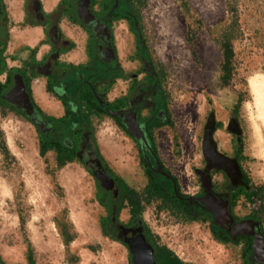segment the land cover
Here are the masks:
<instances>
[{
	"label": "rangeland",
	"instance_id": "1",
	"mask_svg": "<svg viewBox=\"0 0 264 264\" xmlns=\"http://www.w3.org/2000/svg\"><path fill=\"white\" fill-rule=\"evenodd\" d=\"M44 1L55 6L58 0ZM136 1L139 26L160 70L169 109V121L153 133L154 143L181 194L195 197L207 191L201 171L210 175L212 190L228 196L234 192L229 175L210 168L204 155L206 127L212 117L218 151L237 160L248 179L264 186L260 110L264 99V0ZM6 2L13 34L29 29L22 22L24 0ZM14 9L19 16H14ZM62 25L66 36L73 28L79 31L66 21ZM173 26L179 30V39L170 49ZM115 31L122 61L128 70H135L139 65L134 62L133 37L127 34L124 22ZM225 46L233 51L229 82L223 80ZM116 90L117 86L112 97ZM93 123L108 166L130 187L143 192L147 178L136 142L108 116L94 118ZM55 157L52 151L40 153L38 131L31 121L0 108V257L4 263L129 264L127 249L102 226L106 212L99 203L95 177L79 160L60 167ZM233 204L237 218L252 214L245 197ZM144 207L143 216L153 235L185 263L244 264L246 242L218 240L211 217L192 220L178 210L162 207L160 200ZM128 212L125 207L121 218L126 219ZM5 251L10 257L4 256ZM15 251L22 253V259Z\"/></svg>",
	"mask_w": 264,
	"mask_h": 264
},
{
	"label": "flooded vegetation",
	"instance_id": "2",
	"mask_svg": "<svg viewBox=\"0 0 264 264\" xmlns=\"http://www.w3.org/2000/svg\"><path fill=\"white\" fill-rule=\"evenodd\" d=\"M23 8L22 22L29 29L13 34L7 2L0 0V103L34 124L40 144L52 146L50 151L56 155V161L58 150L63 148L70 153L66 155L67 163L79 160L91 171L99 187V203L106 212L102 226L127 249L129 264H179L175 255L180 257L153 235L143 212H136L135 206L130 205L126 186L134 188L108 166L101 154L93 123L94 118L108 116L132 137L140 150L147 178L145 188L152 183V178L159 182L163 177L176 193V179L163 167L154 143L153 133L159 125L169 121V109L160 70L139 26L137 1L58 0L49 11L43 0H24ZM64 21L72 27L76 25L79 31L73 28L66 36ZM121 22L125 23L127 34L135 43L137 57L134 62L139 65L135 70H128L122 61L115 31ZM35 29L40 30V35L32 39L27 30ZM18 34L20 42L15 40ZM39 82L44 86L47 99L55 103V110H47L37 101L35 86ZM17 86L21 90L14 98L19 103L9 99ZM115 86L117 94L112 97ZM25 94L32 109L23 102ZM135 120L139 124L137 131L142 134L140 140L130 132V125ZM98 175L108 178L109 188L103 186ZM207 192L195 197H202ZM212 192L219 199L229 201L236 223L258 221L264 237L263 223L259 219L251 215L237 218L232 211L231 196L215 189ZM188 198L178 197L181 201ZM189 203L204 209L195 201ZM125 207L129 212L123 219L121 214ZM216 225L233 242L245 238L244 264H263L255 255L254 236L233 240Z\"/></svg>",
	"mask_w": 264,
	"mask_h": 264
},
{
	"label": "trees",
	"instance_id": "3",
	"mask_svg": "<svg viewBox=\"0 0 264 264\" xmlns=\"http://www.w3.org/2000/svg\"><path fill=\"white\" fill-rule=\"evenodd\" d=\"M224 53H225V62L223 65V80L225 82H229V79L231 78L232 73V55L233 51L231 47L225 46L224 47ZM228 84V83H226ZM242 103V99L240 98L238 101V105ZM0 108L5 109V105L3 106L0 103ZM52 149V146H48L45 143L40 144V153L42 155H45L47 152H50ZM58 159H57V165L60 167H63L67 164L65 161L66 155L70 154L67 152V150L60 148L58 150ZM74 156L68 157L69 160H72ZM73 162V161H69ZM144 163V161H143ZM89 170V169H88ZM242 170V169H241ZM89 172H91L89 170ZM242 176H243V184L234 188V192L231 194V201H232V207L233 203L236 201V199L240 196L245 197V199L251 204L252 206V214L251 216L259 219L261 223H263L264 218V186H259L255 184L253 181L248 179V177L245 175V173L242 170ZM169 181L163 177H161V181L159 182L154 181V178H152V183H150L143 192H138L134 189L129 188L126 186L127 190L129 191V198H130V205L135 206L136 212H143L144 211V205L151 203L153 200H161L162 207L166 208H172L175 210H178L179 212H182L185 214L189 219L195 220L198 217H206L209 216L213 219V216L211 213L205 211L204 209H201L200 206L196 204L189 203L188 199L185 200H179L178 197H185L181 194V191L179 189V185L176 180V193L175 189H173L172 184H170ZM212 228H213V234L215 237L222 241V242H231V239L226 237L223 234V231L214 223L212 222ZM245 238H242L241 240H244ZM171 255H175L172 251H169ZM175 260L179 264H188L183 261H181L176 255ZM1 264H5L2 258L0 257Z\"/></svg>",
	"mask_w": 264,
	"mask_h": 264
},
{
	"label": "water",
	"instance_id": "4",
	"mask_svg": "<svg viewBox=\"0 0 264 264\" xmlns=\"http://www.w3.org/2000/svg\"><path fill=\"white\" fill-rule=\"evenodd\" d=\"M20 90L21 87L17 86L9 99L13 102H16L14 95L18 94ZM24 98L25 99L23 102L28 105L29 109H32V104L28 95L25 94ZM19 102L20 101L16 103ZM138 128L139 124L135 120L134 124L130 125V132L134 137L140 140L142 134L140 131H137ZM215 131L216 122L215 118L212 117L206 127L205 140L203 144L204 155L210 164V168L225 171L231 178L235 187L242 185L243 181L241 167L237 160L231 159L218 151L217 145L214 142ZM200 174L205 179V188L208 192L202 197H189L188 201H195L196 203L201 204L206 211L211 212L214 215V222L224 229L233 240H237L240 236H254L255 255L258 258L259 263L264 264V237L261 233L260 223L255 220H244L236 223L234 216L230 212L229 201L222 198L219 199L212 192V179L210 175L202 171ZM99 178L102 180L103 186L109 188L107 185L109 184L108 178L104 175L99 176Z\"/></svg>",
	"mask_w": 264,
	"mask_h": 264
},
{
	"label": "crops",
	"instance_id": "5",
	"mask_svg": "<svg viewBox=\"0 0 264 264\" xmlns=\"http://www.w3.org/2000/svg\"><path fill=\"white\" fill-rule=\"evenodd\" d=\"M43 1H44V0H43ZM46 1L48 2V0H46ZM44 4H45L46 8H47L49 11H50L51 9H53V7H55L54 4L52 5L51 3H45V1H44ZM47 4L50 5L49 8L47 7ZM56 4H57V3H56ZM56 4H55V5H56ZM13 13H14L15 16H19V13H20V12H19L17 9H14ZM19 34H20V33H19ZM19 34L15 36V37H16L15 40H16L17 42H20V41H21V38L18 37ZM27 34H29V36H31L32 39H35V38H37V37L40 35V30H39V29H35V30H27ZM119 46H120V45H119ZM35 96H36L37 101H38L41 105H43L44 108H47V110H55L56 105H55V103H53V102H51V101H49V100L47 99V95L45 94L43 84H39V83L36 84V86H35ZM15 252L18 253L19 256H20L21 259H22V253H20V252H18V251H15Z\"/></svg>",
	"mask_w": 264,
	"mask_h": 264
},
{
	"label": "bare ground",
	"instance_id": "6",
	"mask_svg": "<svg viewBox=\"0 0 264 264\" xmlns=\"http://www.w3.org/2000/svg\"><path fill=\"white\" fill-rule=\"evenodd\" d=\"M211 1V0H210ZM213 1V0H212ZM208 2V1H207ZM197 3V2H196ZM206 4V3H205ZM214 4V3H213ZM208 5V4H207ZM212 7V6H211ZM213 14V13H212ZM171 30L169 31V35H170V43H169V48L171 49H174L175 48V45H176V42H177V38H178V34H179V30L176 28V27H174L173 26V28L171 27L170 28ZM179 39V38H178ZM204 41V40H203ZM201 44V43H200ZM204 44H205V42H204ZM200 47V46H199ZM204 50V49H203ZM260 110L262 111V118H261V123H262V125H263V127H264V99H263V103L261 104V108H260ZM222 140H223V138H222ZM225 140H223V142H224ZM105 145V144H104ZM107 147H108V145H106ZM106 147V148H107ZM106 150V149H105ZM4 256L5 257H10V254L7 252V251H5L4 253ZM17 255V254H16ZM18 258V257H17ZM20 259V258H19Z\"/></svg>",
	"mask_w": 264,
	"mask_h": 264
}]
</instances>
